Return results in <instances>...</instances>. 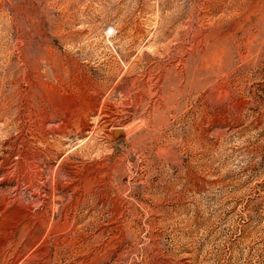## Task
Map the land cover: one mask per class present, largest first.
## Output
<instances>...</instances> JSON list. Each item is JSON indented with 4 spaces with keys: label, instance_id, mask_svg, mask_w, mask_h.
Instances as JSON below:
<instances>
[{
    "label": "rangeland",
    "instance_id": "rangeland-1",
    "mask_svg": "<svg viewBox=\"0 0 264 264\" xmlns=\"http://www.w3.org/2000/svg\"><path fill=\"white\" fill-rule=\"evenodd\" d=\"M0 264H264V0H0Z\"/></svg>",
    "mask_w": 264,
    "mask_h": 264
}]
</instances>
